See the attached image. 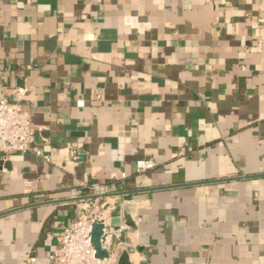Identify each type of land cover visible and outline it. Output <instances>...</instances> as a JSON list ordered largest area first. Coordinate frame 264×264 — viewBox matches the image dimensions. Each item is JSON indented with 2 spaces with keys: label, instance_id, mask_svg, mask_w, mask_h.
Listing matches in <instances>:
<instances>
[{
  "label": "crops",
  "instance_id": "1",
  "mask_svg": "<svg viewBox=\"0 0 264 264\" xmlns=\"http://www.w3.org/2000/svg\"><path fill=\"white\" fill-rule=\"evenodd\" d=\"M0 83L42 152L0 158V264L104 182L133 264H264V0H0Z\"/></svg>",
  "mask_w": 264,
  "mask_h": 264
},
{
  "label": "built area",
  "instance_id": "2",
  "mask_svg": "<svg viewBox=\"0 0 264 264\" xmlns=\"http://www.w3.org/2000/svg\"><path fill=\"white\" fill-rule=\"evenodd\" d=\"M36 132L32 110L23 101L20 92L12 97L9 89L0 83V158L6 160L15 153L42 156L40 150L33 148ZM73 157L78 158V153L73 152ZM45 159L50 160L47 156ZM136 166L140 172L154 168L156 163L151 159H141ZM122 176L126 177V173ZM116 187L113 183L104 182L83 183L71 189L67 200H73L81 209V214L56 232L58 245L48 257L49 264H119L121 252L133 248L124 239L127 227L124 224L117 225L107 214L110 196L118 192ZM96 223L103 224L101 247L108 252L106 257H97V250L92 243V231Z\"/></svg>",
  "mask_w": 264,
  "mask_h": 264
},
{
  "label": "water",
  "instance_id": "3",
  "mask_svg": "<svg viewBox=\"0 0 264 264\" xmlns=\"http://www.w3.org/2000/svg\"><path fill=\"white\" fill-rule=\"evenodd\" d=\"M127 192L124 193H119L116 195H121V194H126ZM103 235V224L101 223H96L94 224V228L92 231V243L94 247L97 250V257H106L108 255V252L101 247V239ZM132 250L130 249V252ZM129 251H124L121 253L119 257V264H133L130 260V255Z\"/></svg>",
  "mask_w": 264,
  "mask_h": 264
}]
</instances>
